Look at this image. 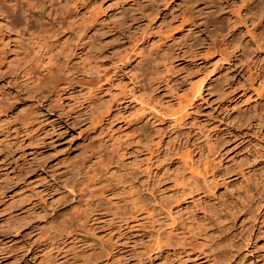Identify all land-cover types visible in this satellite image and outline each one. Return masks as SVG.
Instances as JSON below:
<instances>
[{
  "label": "rangeland",
  "instance_id": "obj_1",
  "mask_svg": "<svg viewBox=\"0 0 264 264\" xmlns=\"http://www.w3.org/2000/svg\"><path fill=\"white\" fill-rule=\"evenodd\" d=\"M261 6L0 0V264H264Z\"/></svg>",
  "mask_w": 264,
  "mask_h": 264
},
{
  "label": "bare ground",
  "instance_id": "obj_2",
  "mask_svg": "<svg viewBox=\"0 0 264 264\" xmlns=\"http://www.w3.org/2000/svg\"><path fill=\"white\" fill-rule=\"evenodd\" d=\"M242 1H245V3L247 4V5H249V4H252V3H254L256 0H242ZM263 6V5H262ZM260 7V12L261 13H264V12H262V10L264 9L263 7ZM263 8V9H262ZM261 13L259 14V20L257 21L258 22V24H261L262 23V20H263V15H261ZM200 54V53H199ZM37 56V55H36ZM37 64V63H36ZM205 74V73H204ZM104 75H106V74H104ZM117 75V74H116ZM136 77V76H135ZM201 77H203V75L201 76ZM201 77H197V78H199V79H202ZM206 77V76H205ZM107 80V79H106ZM197 79H195V82L196 83H192L190 86H189V92H190V96H189V99H186V102H188V104H190V101L191 100H193V99H195L196 97H199L200 96V94H201V89H202V87H201V83H202V80H204V79H202V80H198V82L196 81ZM108 81V80H107ZM116 82V84H115V86H117V81H115ZM119 82V81H118ZM137 82V81H136ZM111 83V82H110ZM114 83V82H113ZM124 83V82H123ZM122 83V84H123ZM106 89V88H105ZM188 89V88H187ZM123 91V90H122ZM114 92H116V91H114ZM118 92V91H117ZM125 92V91H124ZM123 92V93H124ZM186 92V91H185ZM121 94V93H120ZM129 94V93H128ZM143 94V93H142ZM187 94V93H186ZM134 95V94H133ZM136 95V94H135ZM135 95H134V97H135ZM138 96H139V94H137ZM124 96V95H123ZM138 96H137V98H138ZM182 96H184V97H186L185 96V94H183ZM133 97V98H134ZM148 97V96H147ZM114 98V97H113ZM136 98V97H135ZM178 98V97H177ZM179 98H180V96H179ZM178 98V99H179ZM183 97H181V99H182ZM188 98V97H187ZM132 99V98H131ZM139 99V98H138ZM140 100V99H139ZM188 100V101H187ZM135 101V100H134ZM147 101V100H146ZM149 101V100H148ZM154 101V100H153ZM179 101H181V100H179ZM185 101V100H184ZM184 101L183 102H181V103H183L184 104ZM140 102V101H139ZM155 102V101H154ZM185 102V103H186ZM193 103V102H192ZM191 103V104H192ZM187 104V103H186ZM143 105V104H142ZM177 105H178V107H176L175 108V110H174V112H173V110H172V108H169V107H167V108H169V109H171V111H172V116L173 115H175V114H180V113H184L183 111L185 110V105H180V102H177ZM145 106V105H144ZM189 106V105H188ZM174 108V107H173ZM155 110V109H154ZM157 110V109H156ZM168 110V109H167ZM163 112V111H162ZM170 112V111H169ZM166 114V113H165ZM187 114V113H186ZM170 115V114H169ZM181 115V114H180ZM184 115V114H183ZM167 116V115H166ZM171 116V117H172ZM175 117V116H174ZM177 117V116H176ZM182 118V117H181ZM183 119V118H182ZM176 120H178V118L176 119ZM174 121V120H173ZM172 124V123H171ZM185 156V155H184ZM186 157V156H185ZM184 159H186V158H184ZM260 168V167H259Z\"/></svg>",
  "mask_w": 264,
  "mask_h": 264
}]
</instances>
